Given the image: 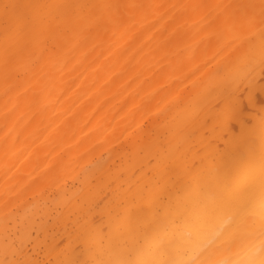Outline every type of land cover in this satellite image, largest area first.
I'll use <instances>...</instances> for the list:
<instances>
[{
	"label": "bare ground",
	"instance_id": "obj_1",
	"mask_svg": "<svg viewBox=\"0 0 264 264\" xmlns=\"http://www.w3.org/2000/svg\"><path fill=\"white\" fill-rule=\"evenodd\" d=\"M259 4L0 0V264H260Z\"/></svg>",
	"mask_w": 264,
	"mask_h": 264
},
{
	"label": "rangeland",
	"instance_id": "obj_2",
	"mask_svg": "<svg viewBox=\"0 0 264 264\" xmlns=\"http://www.w3.org/2000/svg\"><path fill=\"white\" fill-rule=\"evenodd\" d=\"M214 61L215 59H212L209 62L210 65H213ZM255 75L254 82L257 85L256 88L252 86V83H247L244 80L239 90L238 97L247 115H261V110L262 108L264 109V61ZM232 125L236 130L239 129L237 124L232 123Z\"/></svg>",
	"mask_w": 264,
	"mask_h": 264
},
{
	"label": "snow or ice",
	"instance_id": "obj_3",
	"mask_svg": "<svg viewBox=\"0 0 264 264\" xmlns=\"http://www.w3.org/2000/svg\"><path fill=\"white\" fill-rule=\"evenodd\" d=\"M18 6L11 5L9 3H4L2 5V9L4 12L5 20L7 21L15 8ZM246 9H249L248 13V23L250 25H256L257 23V13L255 12L256 5H245L243 6ZM259 13H258V23H259V29H260V38L262 41H264V0H260L259 4ZM261 55L264 57V48L261 50ZM261 191H262V199H261V213H260V230H261V236L264 237V167H262L261 172ZM260 254L262 257H264V247L261 248ZM120 264H132V262H120ZM260 264H264V259H261Z\"/></svg>",
	"mask_w": 264,
	"mask_h": 264
},
{
	"label": "clouds",
	"instance_id": "obj_4",
	"mask_svg": "<svg viewBox=\"0 0 264 264\" xmlns=\"http://www.w3.org/2000/svg\"><path fill=\"white\" fill-rule=\"evenodd\" d=\"M173 264H175V262H173Z\"/></svg>",
	"mask_w": 264,
	"mask_h": 264
}]
</instances>
